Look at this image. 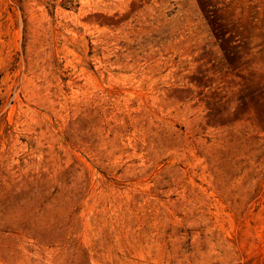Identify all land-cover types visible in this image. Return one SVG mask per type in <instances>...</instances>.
<instances>
[{"label": "rangeland", "instance_id": "374dc122", "mask_svg": "<svg viewBox=\"0 0 264 264\" xmlns=\"http://www.w3.org/2000/svg\"><path fill=\"white\" fill-rule=\"evenodd\" d=\"M0 264H264V0H0Z\"/></svg>", "mask_w": 264, "mask_h": 264}]
</instances>
